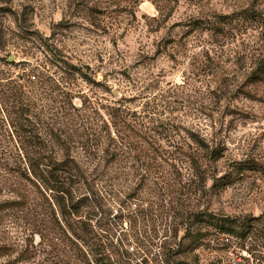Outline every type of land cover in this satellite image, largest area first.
<instances>
[{
    "label": "rangeland",
    "instance_id": "374dc122",
    "mask_svg": "<svg viewBox=\"0 0 264 264\" xmlns=\"http://www.w3.org/2000/svg\"><path fill=\"white\" fill-rule=\"evenodd\" d=\"M263 58L264 0H0V88L16 111L0 99V204L28 203L0 210V264L79 263L34 249L50 208L17 132L38 129L61 159L70 143L88 167L87 119L115 138L101 204L83 210L97 229L173 243L150 264H264ZM190 132L217 157L193 163Z\"/></svg>",
    "mask_w": 264,
    "mask_h": 264
},
{
    "label": "trees",
    "instance_id": "16d2710c",
    "mask_svg": "<svg viewBox=\"0 0 264 264\" xmlns=\"http://www.w3.org/2000/svg\"><path fill=\"white\" fill-rule=\"evenodd\" d=\"M254 78L255 81L264 79V58L257 63ZM2 98L7 104H10V110H8L9 107H6L9 114H15L16 111H13L15 105L10 101L12 97L8 92L7 94L2 92L0 88V99L3 100ZM1 109L2 106L0 111ZM74 109L80 110L77 107ZM85 109L83 108V110ZM83 112V118L91 116V114L87 115V110ZM88 120L91 127L83 126L85 130L80 133V136L85 140L82 149L85 153L93 156L94 161L99 159L96 163L92 162V166L87 165L88 167L71 155L70 151L74 146L70 143L64 141L61 143L62 146L58 147L63 151L61 159L57 157L58 151L45 155L47 150L51 152V149L40 140L38 129L31 131L21 128L20 132L16 131L18 135L25 138L23 141L25 145L28 143L27 147L22 144L19 148L24 154L27 165L26 172H30L36 177L40 184L37 186L38 188H44V192H46L44 197L50 208V215L47 216L50 221L47 224L35 221L30 227L32 237L37 236L39 240L38 245H34V249L45 253L47 260H79L77 264H150L149 261L152 259L150 254L155 247H159L162 254L167 256L174 250L171 246L172 242L162 241L159 243L142 238L140 232L135 228L132 232L126 231L120 233L119 236L112 234L110 229H103L109 231L108 235H105L103 230L97 229L98 225L92 223V219L88 215L83 214V210L87 206L95 209L101 204V197L95 186L96 179L108 177L107 174L116 154L114 150L115 138L109 128L110 125L108 123L103 126L98 123L92 124ZM189 137L195 143L193 153L188 155L192 158L193 163L200 161L199 151H208L214 157L219 154V148L211 147L208 140L199 132H190ZM100 152H102L101 157H99ZM92 171H95L96 174ZM76 193L80 194L77 196L78 200L75 197ZM23 198L25 197L22 196L19 199ZM27 204V200H7L0 204V210L21 208ZM75 218H77L76 221ZM98 227L101 228L100 225ZM226 229L229 230L227 227ZM238 235L245 238L243 233ZM128 240H134L136 243L135 247L132 246L133 251H129ZM21 252L23 254L29 250L24 248ZM168 261H171L170 264L174 263L171 258Z\"/></svg>",
    "mask_w": 264,
    "mask_h": 264
},
{
    "label": "water",
    "instance_id": "95a60500",
    "mask_svg": "<svg viewBox=\"0 0 264 264\" xmlns=\"http://www.w3.org/2000/svg\"><path fill=\"white\" fill-rule=\"evenodd\" d=\"M11 59H12V57H11Z\"/></svg>",
    "mask_w": 264,
    "mask_h": 264
}]
</instances>
